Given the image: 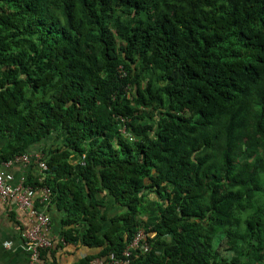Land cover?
<instances>
[{"label": "trees", "instance_id": "obj_1", "mask_svg": "<svg viewBox=\"0 0 264 264\" xmlns=\"http://www.w3.org/2000/svg\"><path fill=\"white\" fill-rule=\"evenodd\" d=\"M0 138L79 264H264V0H0Z\"/></svg>", "mask_w": 264, "mask_h": 264}, {"label": "crops", "instance_id": "obj_2", "mask_svg": "<svg viewBox=\"0 0 264 264\" xmlns=\"http://www.w3.org/2000/svg\"><path fill=\"white\" fill-rule=\"evenodd\" d=\"M4 143V140L0 138V149ZM55 146H57V144ZM27 155L43 156V153L38 147L34 146L28 151ZM41 160L45 163L43 159ZM3 163L0 164V169L4 173L6 183L9 185L16 186L20 184L21 181L26 182L28 180L27 178L30 177H38L39 180H44L45 172L42 173L40 171L38 163L35 161L27 165L19 162L9 167H5L2 165ZM33 189L35 188L33 187ZM40 197L41 191L35 189L32 194L33 201H40ZM107 206H110L109 213L107 214L108 217H112L119 212L117 206H114L112 199L107 200ZM38 209H42V206ZM152 211L154 212L153 205ZM47 214L51 221V227L47 237H49L52 242V247L43 251L41 255L44 264H79L86 257L99 253L100 249L83 246L80 242L66 243L63 241L61 235L64 231L63 219L66 216V211L63 208L58 207L56 204H51ZM144 218L148 221L155 220V218L152 217L151 219L149 215H145ZM107 223L105 222L103 225L106 227L109 225ZM31 227L32 220L27 210L19 207L12 198L0 200V264H30V255L24 245L23 234ZM79 228L85 229V227H79V225L76 226V228L74 226V229ZM5 243H9L10 245L6 247Z\"/></svg>", "mask_w": 264, "mask_h": 264}, {"label": "built area", "instance_id": "obj_3", "mask_svg": "<svg viewBox=\"0 0 264 264\" xmlns=\"http://www.w3.org/2000/svg\"><path fill=\"white\" fill-rule=\"evenodd\" d=\"M122 132L125 133V129H122ZM41 159V155L32 156L26 154L15 157L2 165L9 167L19 162L27 165L35 161L38 163L40 171L43 173L47 170V167ZM34 191L35 189L25 184L24 181H21V183L16 186L9 185L6 183L4 173L0 169V200L12 198L19 207L28 211L32 220V227L23 234L24 245L30 255V264H44L41 259L42 252L52 247V242L49 237H47L51 227V221L47 214V207L50 201V189L43 187L40 190V204H42V209L35 208L32 198ZM147 237L148 233L143 229H139L125 247L120 258L109 260L95 258L90 261L89 264H130V257L134 250H139L141 253H146L149 250ZM9 245V243H5L6 247Z\"/></svg>", "mask_w": 264, "mask_h": 264}]
</instances>
